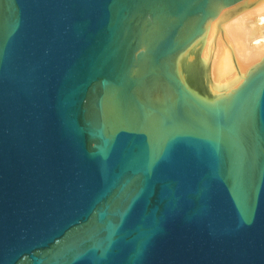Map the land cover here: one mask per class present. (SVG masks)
Returning a JSON list of instances; mask_svg holds the SVG:
<instances>
[{"label": "water", "instance_id": "95a60500", "mask_svg": "<svg viewBox=\"0 0 264 264\" xmlns=\"http://www.w3.org/2000/svg\"><path fill=\"white\" fill-rule=\"evenodd\" d=\"M238 1L0 0V264H264V68L177 62Z\"/></svg>", "mask_w": 264, "mask_h": 264}, {"label": "bare ground", "instance_id": "6f19581e", "mask_svg": "<svg viewBox=\"0 0 264 264\" xmlns=\"http://www.w3.org/2000/svg\"><path fill=\"white\" fill-rule=\"evenodd\" d=\"M205 31L177 58L189 91L209 104L233 95L264 68V0L215 3Z\"/></svg>", "mask_w": 264, "mask_h": 264}]
</instances>
